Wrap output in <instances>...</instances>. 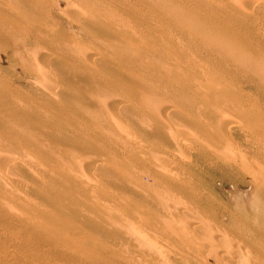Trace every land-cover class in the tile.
<instances>
[{
  "label": "rangeland",
  "instance_id": "rangeland-1",
  "mask_svg": "<svg viewBox=\"0 0 264 264\" xmlns=\"http://www.w3.org/2000/svg\"><path fill=\"white\" fill-rule=\"evenodd\" d=\"M261 1L0 7V121L21 114L32 143L13 149L22 171L0 149V264H264ZM172 7L225 31L249 12L252 69Z\"/></svg>",
  "mask_w": 264,
  "mask_h": 264
},
{
  "label": "bare ground",
  "instance_id": "bare-ground-1",
  "mask_svg": "<svg viewBox=\"0 0 264 264\" xmlns=\"http://www.w3.org/2000/svg\"><path fill=\"white\" fill-rule=\"evenodd\" d=\"M23 1L24 0H0V7L3 8V7H6V6H10L12 11H13V13H17L16 10H20V6H21V3H23ZM136 1L139 2L142 5L151 6V0H136ZM189 1L191 2V0H189ZM190 2H187V3H190ZM261 2L260 3L263 4V5L260 4V6H258V4H257L258 7L264 6V0L261 1ZM227 3L229 4V2H227ZM229 5L230 6L233 5L232 7L235 6V4H232V3H230ZM225 6H227V5L225 4ZM182 7H180V8H175V7L169 8L167 13H168V15H171L170 12L172 10V13H175L174 15L176 17L177 16L176 13L178 12V9H179V11L181 10L180 11L181 16L184 18V20H183L184 22L181 23V25H183V27H182L183 29L185 28V30L188 31L189 33L195 34L201 40V42H203L204 44H207L209 46H216V47H218L219 50L223 49V47L227 46V43H230L231 47L229 48V50L234 51V53L232 55L233 61H234V63L236 65L239 66V68L241 70H243L242 73L244 74V70L252 69V64H253V61H254L253 57L254 56H252L251 53H250L249 40H248L247 35L244 34V32L245 33L248 32L247 31V27L250 24V20L254 19V18H252V16H250L249 12H247L245 10H243V11H235L233 9L235 12H232L231 14H229V15H231L229 17L230 24L220 25V26L224 27V29H228V31H225V30H220V29L216 30V29L213 28V25L218 24V23L215 24V22H214L215 15H217V13H215V14H213V13H209L208 14L207 13V15L206 14L205 15H201V13H199L198 11L196 12L194 10L195 12H193L192 8H190V9H192V10H190V9L182 8ZM189 7H191V5H189ZM173 8H175L176 11ZM237 8H239V7H237ZM244 9H246V8H244ZM250 11H252V10H250ZM164 13L167 14L166 12H164ZM149 14H151V11H150ZM177 14H179V12ZM221 14H218V15H221ZM136 15H135V18H136V20L138 22L136 21L135 23H139V21H141L140 24L146 23L145 21L147 20V18L150 19V17H151V16H148V15L147 16L146 15H139V14H136ZM222 17H223V15H222ZM215 20H216V18H215ZM131 22H133V21H131ZM41 24L42 23L39 24V27H40V29L44 30L42 27L45 26V25H41ZM40 31H39V33H40ZM135 33H138V32L136 31ZM226 35L228 36V38L226 37ZM237 38H239V39H237ZM147 39H148L147 42L149 41L150 44H151L150 39L149 38H147ZM147 44H149V43H147ZM246 73L247 72H245V74ZM132 82H133V83H131L132 85H136L138 83V82L135 83V81H132ZM132 96H133V94H132ZM177 99L179 100L180 103L182 102V97H181V99L177 97ZM183 103H186V101L183 102ZM181 105H182V103H181ZM184 105H185V107L187 106L186 104H184ZM137 109L139 110V108L136 107V108H134L133 110H131L129 112H132V111L136 112ZM17 110H20V109H17ZM13 114H15V115H13ZM129 115H131V114L129 113ZM227 124L228 123H226V126H227ZM26 135H27V132H26V130L24 128V124H23V120H22V115L21 114H19V113L17 114V113H13L12 112L10 117L6 118V120H1L0 121V149L4 150V153L2 152L1 154L3 156V159H5L4 160L5 163L7 161L6 159L11 156V157H13L12 163L17 162V168L18 169L22 168L23 165L20 167L22 159H20L19 155L23 154V153H20V151H19V153H17V151L13 150V149H17L18 150L19 148H21V146L31 145L32 144L31 141L26 139ZM132 137H134V136H132ZM132 137L131 136L125 137V141L126 142H128L127 140H129L131 142L139 141V139L136 140L137 139L136 137H134V139ZM3 138H9L10 140L12 139V141H10V140L5 141V140H3ZM126 138H127V140H126ZM139 142H137V143L139 144ZM140 143H141V144H139V146L141 145L140 147L137 146V145H135V146H137V147H139L141 149H144V147L146 148L145 143L144 144L142 142H140ZM9 151H10V153H9ZM13 151H16V152L11 153ZM150 156H151V154H150ZM22 158L25 159L24 155H23ZM14 165H16V163H14ZM1 167H2V164L0 163V176L3 175V173H4L3 172L4 170ZM19 171H22V170L20 169ZM2 177H4V176H2ZM14 185H17V188H16L17 191L16 192H18V193L12 192L13 189H11V192L14 193V194H19V190H21V189H18V188H20L18 186H20V185L19 184H14ZM21 185H22V183H21ZM5 186H7V185H5ZM23 187H24V184H23ZM4 190H5V188H4ZM4 190L2 189L0 191V193H2V191H4ZM11 192H10V195H11ZM0 195L2 196V194H0ZM14 196H16V195H14ZM16 197H19V196L17 195ZM3 198L4 197H2V199ZM6 201L7 200H1L0 201V206H2V207H4V205L7 206L6 205V203H7ZM250 211H251L250 212L251 214L248 215V217L249 218L250 217H255V215H257V213H258V207H254L253 206ZM261 217H262L261 219H264V216H261ZM134 239L137 240V238H135V237H134ZM132 241H133V239H132ZM140 244L142 245L143 243L140 242Z\"/></svg>",
  "mask_w": 264,
  "mask_h": 264
}]
</instances>
